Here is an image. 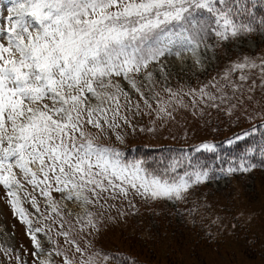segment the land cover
I'll list each match as a JSON object with an SVG mask.
<instances>
[{
    "label": "snow or ice",
    "instance_id": "1",
    "mask_svg": "<svg viewBox=\"0 0 264 264\" xmlns=\"http://www.w3.org/2000/svg\"><path fill=\"white\" fill-rule=\"evenodd\" d=\"M3 19L0 185L7 190V202L14 214L28 225L37 250L33 256L43 252L36 236L42 229H32L25 210L19 206L17 192L24 183L39 188L45 197L54 190L65 200L79 202L85 209V215L77 220L80 231H99L96 214L88 210V205L103 208L101 199H128L130 193L151 200H181L193 185L212 178L210 169L193 165L190 159L192 170L182 175H169L182 166L181 160H173L160 172L150 171L143 160L125 161L119 150L96 143L97 137L88 129L90 126L103 133L105 126L112 130L120 127V121L131 127L120 112L121 97L131 103L121 78L151 109L133 74L143 70L146 79L152 81L153 73L147 71L150 64L159 63L165 56L180 58L184 53H192L199 64V49L210 36L230 41L257 30L264 32V17L257 21L245 0H14ZM258 60L243 56L232 62L221 77L224 85L218 87L217 82L211 87L222 93L223 100V87L239 90L256 70L264 88V57ZM207 88L205 85L198 92L191 90L185 95L193 96V106L197 95L201 100H216ZM165 91L169 98L157 101L158 119L172 118L168 109L173 103L187 107L178 98L179 93L171 88ZM135 107L139 110V103ZM116 138L123 142L119 134ZM215 148L214 144L204 143L196 151L212 152ZM261 154L264 155V148ZM255 167L241 158L234 166L220 171L230 176ZM31 203L39 212L35 196ZM49 205L60 215L55 200L49 199ZM71 230L70 227L59 235L81 254L80 264H97L95 255L99 253L84 259V250L71 238ZM55 254L64 256V264H74L64 252L57 250ZM103 259L107 264L109 257L105 255ZM39 264L52 262L42 259Z\"/></svg>",
    "mask_w": 264,
    "mask_h": 264
},
{
    "label": "rangeland",
    "instance_id": "2",
    "mask_svg": "<svg viewBox=\"0 0 264 264\" xmlns=\"http://www.w3.org/2000/svg\"><path fill=\"white\" fill-rule=\"evenodd\" d=\"M12 3L13 0H0V25L6 24L3 18L7 17ZM198 56L199 64L192 53H184L180 58L162 57L159 63L150 64L147 69L153 73L152 81L146 79L143 70L138 75L133 74L151 103V109L121 78L120 83L128 92L131 103L121 97L123 107L120 112L128 118L131 127L120 121V127L112 130L105 126L104 132L100 133L89 126L88 130L97 137L96 143L117 150L135 144L155 147L214 144L212 126L223 116L240 123L235 124L237 128L264 123V88L258 71L254 70L251 78L237 91L223 87V100L222 93L211 87V83L217 82L218 87L224 85L221 77L232 62L243 56L255 58L257 62L258 58L264 57V32L257 30L230 41H218L215 36H210L206 44L201 45ZM233 79H236L235 75ZM205 85H208L206 91L217 99L212 101L205 97L201 100L197 95L193 106V96L185 94L191 90L198 92ZM250 87L252 91L248 90ZM166 88L179 93L178 98L187 107L173 103L168 109L172 118L158 119L157 101L168 100ZM137 103L139 110L135 107ZM213 104L216 106H211ZM220 125L224 126V123L220 121ZM150 128L155 130L148 131ZM118 134L123 137V142L116 138ZM246 174L252 177L246 179ZM230 179L229 184L220 185L216 190L209 188L210 179L193 185L183 199L176 200L184 221L177 211L162 204L165 199H145L133 193L128 199L121 196L101 199L103 208L98 204L87 206L96 214L99 231L91 228L80 231L81 224L77 220L85 215V209L76 205V201L65 200L54 190L50 197H45L39 188L34 189L22 180L24 187L17 192L19 206L25 210L32 229H42L36 233L43 248L37 256L32 255L37 250L28 234V225L14 214L7 202V190L0 185V264H39L46 258L52 264H64V256H57V250L73 259L74 264H80L81 254L59 235L70 227V236L84 250V259L99 253L95 255L97 264H105V255L109 257L107 264H115L116 257L111 259L110 254L120 251L129 252L145 264H264V167L234 173ZM104 195L108 197L107 193ZM32 196L36 197L39 212L31 203ZM49 199L56 201L60 215L51 210ZM122 212L125 215L122 216Z\"/></svg>",
    "mask_w": 264,
    "mask_h": 264
},
{
    "label": "trees",
    "instance_id": "3",
    "mask_svg": "<svg viewBox=\"0 0 264 264\" xmlns=\"http://www.w3.org/2000/svg\"><path fill=\"white\" fill-rule=\"evenodd\" d=\"M245 3L252 8L257 21L264 17V0H245ZM253 4H255L254 8L252 7ZM226 116L221 119L218 117L217 120H220L212 126L214 145L216 146L215 151L212 152L203 149L196 151L200 146L199 144L187 146L170 144L159 147L135 144L121 148L119 151L125 161L143 160L146 168L156 172L168 168L173 160H181L182 166L178 167L175 173L170 172L169 175L171 176L182 175L186 170H192L191 165L188 163L189 159L193 165L210 169L212 178L217 167L234 166V162H238L241 158L256 165L252 171L262 169L264 167V155L261 154V149L264 148V123H255L245 128H237L235 124L240 123H237V121L231 122ZM220 121L224 123L227 129L220 125ZM232 124L233 126H231ZM245 133H248V135H245ZM237 137L243 138L237 139ZM229 140L234 142L229 144ZM110 257L111 259L116 257L115 264L118 261L122 264H145L126 251L113 252Z\"/></svg>",
    "mask_w": 264,
    "mask_h": 264
},
{
    "label": "bare ground",
    "instance_id": "4",
    "mask_svg": "<svg viewBox=\"0 0 264 264\" xmlns=\"http://www.w3.org/2000/svg\"><path fill=\"white\" fill-rule=\"evenodd\" d=\"M2 1H3V0H2ZM13 2H14V0H13ZM75 204L81 206L79 202H75ZM81 207H82V206H81ZM45 260H47V258H46Z\"/></svg>",
    "mask_w": 264,
    "mask_h": 264
}]
</instances>
